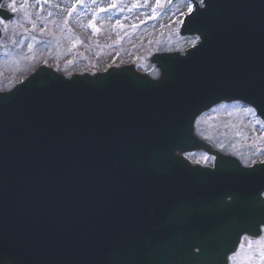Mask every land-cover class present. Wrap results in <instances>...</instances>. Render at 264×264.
<instances>
[{
  "label": "water",
  "instance_id": "obj_1",
  "mask_svg": "<svg viewBox=\"0 0 264 264\" xmlns=\"http://www.w3.org/2000/svg\"><path fill=\"white\" fill-rule=\"evenodd\" d=\"M188 1L179 34L199 42L152 56L157 80L40 68L0 93V264H228L260 236L264 164L242 168L193 124L235 101L264 122V0ZM195 151L214 168L182 158Z\"/></svg>",
  "mask_w": 264,
  "mask_h": 264
},
{
  "label": "rangeland",
  "instance_id": "obj_2",
  "mask_svg": "<svg viewBox=\"0 0 264 264\" xmlns=\"http://www.w3.org/2000/svg\"><path fill=\"white\" fill-rule=\"evenodd\" d=\"M201 5L200 0H197ZM187 0H7L14 15L0 22V91L20 83L44 64L65 77L133 65L156 77L153 54L180 53L197 37H180ZM241 105H221L196 121V134L243 166L264 162V123ZM189 161L211 167L213 159L189 154ZM231 264H264V235L244 240Z\"/></svg>",
  "mask_w": 264,
  "mask_h": 264
},
{
  "label": "snow or ice",
  "instance_id": "obj_3",
  "mask_svg": "<svg viewBox=\"0 0 264 264\" xmlns=\"http://www.w3.org/2000/svg\"><path fill=\"white\" fill-rule=\"evenodd\" d=\"M204 0H201V3H203ZM189 12L191 13L192 12V8L191 6H189ZM194 18V17H193ZM248 112H252L253 110L251 108L247 109Z\"/></svg>",
  "mask_w": 264,
  "mask_h": 264
}]
</instances>
